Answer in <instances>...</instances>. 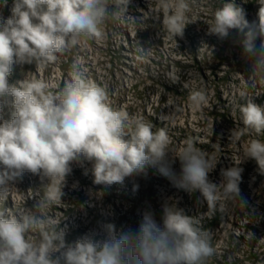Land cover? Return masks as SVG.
<instances>
[{"label": "clouds", "instance_id": "clouds-1", "mask_svg": "<svg viewBox=\"0 0 264 264\" xmlns=\"http://www.w3.org/2000/svg\"><path fill=\"white\" fill-rule=\"evenodd\" d=\"M258 2V19L249 22L245 10L228 0L215 9L207 34L224 40L237 30L251 78L264 83V0ZM129 4L130 0H14L11 16L0 17V199H6L11 186L30 172L45 182L44 195L35 204L43 212L62 201L72 165L87 161L97 185H122L152 166L176 187L198 191L209 209L222 199H239L246 205L239 187L240 163L222 170L223 179L216 184L209 179L215 165L189 140L175 155L180 162V172L175 173L166 131H153L151 122L113 107L109 90L86 75L79 58L62 87L35 77L9 82L14 64L44 66L84 41L104 40L106 25L125 16ZM157 4L166 32L183 37L191 23L189 0H157ZM127 18L129 23L136 21ZM147 56L141 49L137 60ZM239 95L245 100L240 107L244 126L264 132V105L256 104L247 90ZM208 99L203 89L189 95L197 110ZM6 105L12 109L9 119L3 115ZM245 156L264 175V142L251 140ZM198 223L168 204L161 222L152 211H145L138 229L128 226L117 231L109 223L104 239L86 233L66 243V227L54 219L4 208L0 209V264H207L215 249L209 232Z\"/></svg>", "mask_w": 264, "mask_h": 264}, {"label": "rangeland", "instance_id": "rangeland-1", "mask_svg": "<svg viewBox=\"0 0 264 264\" xmlns=\"http://www.w3.org/2000/svg\"><path fill=\"white\" fill-rule=\"evenodd\" d=\"M228 0H189L190 22L183 37L173 38L163 27V13L157 0H130L127 13L110 21L106 38L87 40L71 51L59 55L54 63L41 66L14 64L9 82L42 78L54 88L69 79L71 65L77 58L86 75L110 92V102L130 116L142 117L164 129L170 138L173 171L180 172L178 155L191 140L215 165L209 179L219 184L222 170L236 166L242 169L239 199H222L209 209L201 194L180 189L157 168L147 166L145 173L111 186L93 182L91 165L74 163L67 177L62 201L36 210L44 195V183L38 175L25 172L0 209L12 213L32 211L54 219L66 227V243H74L84 234L105 238V225L117 231L131 226L138 229L145 211H152L161 222L163 207L170 204L182 209L208 231L215 254L207 264H264V175L253 159L246 158L249 142H264V132L256 133L244 126L240 107L245 103L239 93L247 90L256 104L264 105V83L251 78L250 62L243 53V37L233 29L228 38L219 40L207 34L215 9ZM246 12L249 22L258 19V0H234ZM14 0H0V17L11 16ZM128 15L136 18L129 23ZM260 40L256 41L257 45ZM146 50V60L138 61L139 50ZM203 89L208 103L193 108L189 95ZM12 109L3 111L9 119ZM134 185H139L135 191ZM221 205L223 206L221 209Z\"/></svg>", "mask_w": 264, "mask_h": 264}]
</instances>
